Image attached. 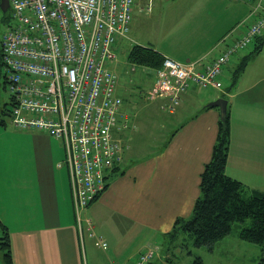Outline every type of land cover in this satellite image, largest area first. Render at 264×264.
Masks as SVG:
<instances>
[{
  "label": "crops",
  "instance_id": "obj_1",
  "mask_svg": "<svg viewBox=\"0 0 264 264\" xmlns=\"http://www.w3.org/2000/svg\"><path fill=\"white\" fill-rule=\"evenodd\" d=\"M152 4L150 13L138 14L152 15L157 8L152 19L156 22L165 19L158 41H164L167 34L166 39L172 36L177 42L183 35L190 36L195 43L190 42L191 46L180 56L161 42L158 45L155 41L145 40L134 44L153 48L179 62L201 60L204 64L221 52V42L229 43L242 34L244 28L239 23L255 0H152ZM199 11L204 12L202 18L206 15L203 21L190 18H196ZM176 19H179L177 25L173 23ZM185 20L190 26L186 30L190 35L180 32ZM167 22L173 25L171 29L165 28ZM263 48L264 44L259 46L260 51L246 62L242 73L236 78L233 76L230 87H225L220 95H207L205 104L199 106L202 103L196 97L199 90L184 94L179 107L169 116L178 117L182 108L189 109L188 116L177 123L176 130L164 145L138 162L137 159L126 160V153L118 169L111 171L106 190L82 212L83 219L91 220L93 232L106 241L104 250L95 246L84 222L79 239L67 172L59 166L63 155L54 159L47 139H38L36 145L44 150L36 155L33 187L25 192L21 208L3 213L0 210V221L9 233L12 264H133L139 255L149 250L155 252L151 264H180L177 256L186 254L180 243L185 245L186 241H182V234L176 240L168 235L177 218L187 220L191 217L194 201L199 195V174L210 158L220 118L218 109L205 107L218 98L227 101L230 113L225 173L247 188L264 192V69L260 66L257 70L258 61L255 60ZM248 67H255V73L248 85L241 88ZM230 68L226 65L223 74ZM243 90L248 91L249 96L240 101ZM128 105L129 102L124 103V110ZM236 105L238 109L234 108ZM131 138L132 135L126 136V143ZM3 170L0 160V177ZM7 172L9 176V168ZM235 236L231 234L220 241L221 244L231 242L233 247H224L229 256L237 248L244 247ZM218 243L208 249L210 254L216 248L219 250ZM201 250L195 248V256L203 260V255L197 253ZM193 254H186L189 262L185 263H190ZM0 264H3L1 253Z\"/></svg>",
  "mask_w": 264,
  "mask_h": 264
},
{
  "label": "built area",
  "instance_id": "obj_2",
  "mask_svg": "<svg viewBox=\"0 0 264 264\" xmlns=\"http://www.w3.org/2000/svg\"><path fill=\"white\" fill-rule=\"evenodd\" d=\"M0 59L14 126L38 129L60 142L75 225L82 222L101 249L107 243L82 212L97 198L111 170L123 159L122 133L130 118L108 68L127 40L135 11L147 13L152 0H7ZM251 2L252 0H240ZM244 31L209 63H182L164 56L148 100L160 99L171 114L181 97L195 90L220 89L223 67L264 33V0H255ZM253 17V18H252ZM147 251L133 264H149Z\"/></svg>",
  "mask_w": 264,
  "mask_h": 264
},
{
  "label": "rangeland",
  "instance_id": "obj_3",
  "mask_svg": "<svg viewBox=\"0 0 264 264\" xmlns=\"http://www.w3.org/2000/svg\"><path fill=\"white\" fill-rule=\"evenodd\" d=\"M152 6L153 4L151 3V9ZM191 6L192 5H189V8H191ZM254 6L250 7L247 15L240 21V27L243 28L242 22L244 20H249L251 18ZM155 9L157 8H154V12L152 13V15L138 14V12L134 13V18L132 21L133 24L131 23V26L133 25L132 30L130 26L131 34L129 33L130 35L128 36L127 40H123L119 43L120 47L117 50L116 60L110 61L108 63V68L112 70L117 76L118 95L123 97V99L125 100L131 98V100L129 101V105L128 107H125V110L126 112L130 113L132 117L130 118V121L128 122V125L126 127V136L128 137L129 135H132V138L129 143H126V136H122L123 133L121 135L124 146L126 147L123 153V159H125V155L126 153H128L126 160L137 159V162L141 161L142 158L147 157L149 153L161 148V146L164 145L170 135L176 130L177 123L184 117L188 116L189 112V109L185 110L184 108H182V113H180L178 117H172L169 116L172 114L166 113L161 108V101L148 103L144 99V95L146 94L147 90L150 89V85L154 81V71L144 69V67L132 65L126 60L128 51L135 42L143 43L145 42V40H151V42L155 41L156 43H158V45H160L161 42L163 46L174 49V51H176V54H178L179 56L184 52L185 48L191 46L190 42L195 43V39L190 38V36L183 35L178 38L177 42L172 38V36L166 39L167 34L164 36V39L162 38L164 41H158L159 39H161L160 33H162L163 29L161 23H165V19L163 18L159 20V22H156V19H152L157 14V11L155 12ZM8 11H10V8ZM150 11L147 13H150ZM201 13L204 12L199 11L196 18L194 16L190 18L196 19L199 22L203 21L206 18V15L203 14L202 18ZM181 16H184V14ZM178 22L179 19H176L173 23L177 25ZM168 23L170 22L166 23L165 28L171 29L173 25H169ZM157 24L159 25L158 29H156ZM189 28L190 26L188 25V21L185 20L182 23V30H180V32L190 35V32H186V30ZM2 32L3 24L0 30V37L2 36ZM169 39L170 42H168ZM221 45L224 49L227 44L223 41L221 42ZM249 50V48L245 49L238 52L237 54H234L231 57L229 63V66L231 68L227 71L225 69L224 74L221 78L220 89L215 90L213 88H208L205 90L197 91L196 97L200 102H202L201 104H199V106L206 103V101L208 100L207 95H210V97L220 95V92L225 87L231 86L233 73L236 74V71L238 70V63L240 62L242 57L249 53ZM173 60L178 61V59ZM255 60L258 61L256 66L257 70H259L260 66L262 67V69H264V63L262 62L264 61V48L262 49V54H259V57H257ZM195 61L202 65L207 64H203L201 60ZM254 73L255 67H248V70L245 72V77L243 79L241 88L248 85L247 82L250 80V78H252V76H254ZM3 74V66L0 60V121L4 122V126L0 125V160L3 164L4 169V174L0 177V210L2 211V213L5 211H14L16 208L18 209V207L21 208V199L25 197V192L30 191V189L33 187V184H31V182L33 181V175L36 174V171L34 170L36 169V155L44 150V147L40 148L36 145V141L38 139H47L54 159L60 158L62 157V155L64 157V152L59 141L53 138L46 137L48 135H46L42 131H39L38 129H22L14 126L9 116V111L12 108L11 94L5 88ZM262 85H264V82ZM242 93L243 95L239 97L240 101L248 98L249 96L248 91L245 92V90H243ZM127 102L128 101H125L126 105ZM179 105L180 103L176 106V108H178ZM195 106H197V104ZM184 107L186 108L187 106ZM234 108L238 109V105H236ZM62 167L64 166L62 165ZM8 168L10 171L9 176L7 172ZM63 172L65 173L64 170ZM13 184H15V188H13ZM248 224L249 222L247 221L246 225ZM240 225L241 224L238 223L234 225V232L232 234H236L235 230H237ZM181 238L183 239L182 241H186L185 246L189 249L190 252H194L193 255L195 256L196 252L192 240L184 234L181 235ZM236 239L238 241H241L244 247L242 249L241 243H239L238 246H241L240 249L237 248L235 252H230V256L229 254H227L229 251L224 249V247H233L230 241L228 242V244H221V242H219V250L218 248H216L217 250L215 249L213 254H210V251L208 249L205 250V248H202L203 250L197 253L203 255V264H258L261 256V247L255 244L244 242L239 238ZM152 251L154 252V250ZM186 254H179L177 256L179 257L180 264H191L193 262L194 258L192 257L190 263H185L189 262V260H186L188 259Z\"/></svg>",
  "mask_w": 264,
  "mask_h": 264
},
{
  "label": "trees",
  "instance_id": "obj_4",
  "mask_svg": "<svg viewBox=\"0 0 264 264\" xmlns=\"http://www.w3.org/2000/svg\"><path fill=\"white\" fill-rule=\"evenodd\" d=\"M1 18L2 23L6 24L9 21V13L2 14ZM263 42L264 37L255 38L249 47L252 51L242 58L236 74L233 75L234 78L242 73L246 62L260 51L259 46ZM126 57L128 63L154 71V75L155 71L161 68L164 58L153 48L137 44L130 48ZM153 85L154 81L144 95V99L148 103L154 102L147 98ZM121 98L123 105L125 101L131 100V98L126 100ZM208 108L210 107H205V109ZM124 112L126 111L124 110ZM126 113L128 114V112ZM0 125L4 126V122L0 121ZM229 143L230 113L227 107L226 114L218 120L216 138L210 158L199 174V195L194 201L191 217L187 220L177 218L168 236L176 240L179 234H184L192 240L195 248L204 247L211 250L216 243L231 235L234 232V225L238 223L241 225L235 230L237 237L244 242L260 246L261 256L258 264H264V192L247 188L225 173ZM119 166L117 165L113 169L117 170ZM107 180L106 178L101 194L107 188ZM247 221L248 225H246ZM180 245L187 254L191 255L184 243H180ZM0 253L3 264H12L9 233L1 221ZM192 257L194 259L191 264H203L201 257Z\"/></svg>",
  "mask_w": 264,
  "mask_h": 264
},
{
  "label": "water",
  "instance_id": "obj_5",
  "mask_svg": "<svg viewBox=\"0 0 264 264\" xmlns=\"http://www.w3.org/2000/svg\"><path fill=\"white\" fill-rule=\"evenodd\" d=\"M0 10L2 13H6L8 10V1L0 0ZM206 107L216 108L219 111L220 118L226 114L227 111V101L223 98H218L206 105Z\"/></svg>",
  "mask_w": 264,
  "mask_h": 264
}]
</instances>
